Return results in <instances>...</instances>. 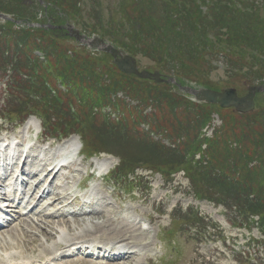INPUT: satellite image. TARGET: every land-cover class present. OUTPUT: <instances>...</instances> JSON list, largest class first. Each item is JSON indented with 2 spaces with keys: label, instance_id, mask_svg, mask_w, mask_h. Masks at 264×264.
<instances>
[{
  "label": "rangeland",
  "instance_id": "374dc122",
  "mask_svg": "<svg viewBox=\"0 0 264 264\" xmlns=\"http://www.w3.org/2000/svg\"><path fill=\"white\" fill-rule=\"evenodd\" d=\"M31 1L36 5V15L33 21L26 23L16 21L11 16L0 13V25L10 23L16 32H25L27 29H51L53 32L55 28L50 27L46 22L48 5L45 0ZM122 1L79 0L81 6L79 17L75 21L69 19L64 27L69 26L78 31L86 40L92 32L90 26L98 21L107 24L111 13L120 11ZM56 31L58 32L55 33L63 38L51 39L57 45L52 41L47 42L44 44V49L59 51L73 63L84 64L88 68L84 71L86 78L81 81L89 82L90 74L94 73L93 77L104 82L106 89L111 87L112 94H109L111 98L125 102L140 113L141 125L135 130L129 125L127 138H125L126 133L124 132L126 131L124 130L117 132L109 128V131L107 127L102 128L97 124L93 127L87 124L85 126L88 145L96 152L95 155L101 158L105 166L111 169L117 167L118 158H121L124 160L122 164L125 165V173L127 170V172L133 169L138 170L133 176L128 177L126 183L132 188V192L128 194L124 193L121 188L114 190L107 181L104 182L101 190L95 186L89 192L88 188L82 199L96 203L89 209L82 206L80 210L92 211L93 213L89 215L68 214L66 213L67 208L69 209L71 204L63 208L55 204V199L65 193V189L72 188L77 179L84 177L85 169L79 176L69 175L70 181L63 184L59 180L61 186L59 188L52 186L53 192L46 195L40 203L39 211L45 213V207L49 206V210H55L58 214L64 212L66 217L57 219V221L51 220L53 223L49 224V227L46 226L49 220H42L31 214L29 217L33 220L24 218L14 221L8 230L0 233V262H6V258L9 257H16L17 251L21 253L20 255L27 253V257L37 258L40 254L51 252L54 243L61 238L71 241L88 238L102 242L125 240L137 251V256L129 261L120 262L79 258L81 260L76 264H242L244 261H246L244 264H264V227L258 217L244 215L228 203L232 195L228 188L223 185L217 186L218 180L213 176L202 177L205 172L198 168L200 166L213 171V174L218 177H225L232 166L237 164L238 155L235 150L239 147L230 143L232 139H241L239 136H234L238 133L236 132L238 122L235 120L238 113L231 109L222 110L216 106L194 102L191 96L177 88L174 78L162 74L150 60L142 57H136L138 70L151 73L156 71L167 80L173 79L175 83L170 82L166 86H170V96L179 97L182 100L179 102L182 103L180 106L184 107L177 106L170 101L169 103L164 102L163 99L150 101L148 94L138 90L131 93L126 89L127 85L123 88L118 83V76L113 71L115 67L112 65V58L109 54L95 51L84 42H77L70 37L66 28L60 26ZM37 43L36 41L30 43V50L33 51L34 56L44 57L37 48ZM223 70L224 66L219 59L216 62L203 64L202 68L203 77L218 86L216 89L218 91L224 89L217 85L224 80ZM9 73H0V92ZM147 83L148 88L155 85L153 82ZM192 83L194 82L185 83V86L189 87ZM254 86L259 85L254 84ZM56 87L62 90L59 85ZM238 94L244 96L246 89L238 91ZM2 99L0 94V114H5L6 109ZM176 101L179 99L177 98ZM253 112L259 116L264 112V93L255 97ZM103 114L117 116L116 113L110 111L109 107L103 110ZM122 114L125 115L124 118H127L126 113ZM19 115L24 117L26 113ZM26 124L30 129L33 125H39V121L31 117L24 123ZM0 128L14 130L11 125H3ZM150 128L162 140L155 135H150ZM262 128L259 127V129ZM229 129L235 133L230 132ZM24 130V127L19 129L22 132ZM145 134L146 136L149 134L150 140L140 138ZM192 139L199 144L197 153L194 157L183 159L180 155L182 154L181 146H191L194 142ZM68 140L77 147L80 145V139L76 134L68 137ZM223 142L226 145L230 144V148L233 149L231 154H229L230 148L223 149L221 145ZM241 143L243 144L242 150H248L246 140ZM171 148L175 154L169 151L172 150ZM99 151L103 153L98 154ZM261 153L259 150L258 155ZM185 160L189 163L192 161L191 166L196 165L197 167L190 169L184 162ZM89 164L90 162L85 163V165ZM184 166L188 169L183 168ZM246 166L253 168L255 162H249ZM76 168L79 169L78 161ZM67 174V172L63 173V175ZM234 177L239 176L235 174ZM23 206L29 207L30 204H23ZM10 211L17 210L12 208ZM189 215H195L199 220ZM78 221H82L79 226L75 223ZM58 222L65 224L57 228ZM192 222L197 226L196 228L188 227ZM32 223H36V227L30 226ZM51 226L56 228L53 229ZM67 226L70 229H67ZM115 228L121 229L116 232ZM41 231L48 235L46 233L44 235ZM58 232L63 234L58 235ZM169 237L172 238L177 251L170 248L173 244L166 246L164 243L166 239H170ZM64 242L70 241L65 240ZM9 246L11 248H8ZM4 250L12 251L5 252ZM248 258L251 259L250 263L247 262ZM76 259L78 258L69 260Z\"/></svg>",
  "mask_w": 264,
  "mask_h": 264
},
{
  "label": "trees",
  "instance_id": "16d2710c",
  "mask_svg": "<svg viewBox=\"0 0 264 264\" xmlns=\"http://www.w3.org/2000/svg\"><path fill=\"white\" fill-rule=\"evenodd\" d=\"M45 2L48 5L46 22L55 28L52 29L54 33L51 29L16 32L10 23L0 25V73L10 72L7 92H12L21 100L23 98L33 108H39L38 115L44 121H66L76 128L80 126L67 109L70 102L80 110L77 119L85 126L97 124L105 128L92 112L93 108L103 105L129 116L121 117V121L130 123L133 116L140 119L136 109L111 98V87L106 89L104 82L93 77L94 73L90 74L89 82L81 81L86 78L84 71L88 68L84 64L73 63L59 51L44 49V44L51 39L63 38L56 34L57 28L64 27L69 19L75 21L81 12L79 0ZM33 3L31 0H0V13L16 21L30 22L36 15ZM120 7V11L111 13L107 24L93 23L89 35H98L132 57L150 60L162 74L174 78L181 86L194 82L204 88L217 89L218 86L203 77L202 68L203 64L219 59L224 66V80L217 85L237 91L247 90L254 84L264 87V0H123ZM34 41L38 42L36 46L43 53L45 63L30 50V43ZM19 45L21 47L18 48ZM113 71L118 76V83L123 88L127 85L126 89L131 93L138 90L148 94L150 101L163 99L164 102L182 105L179 97L176 96L179 99L176 101V97L170 96L171 89L166 84L148 88V81L124 76L116 68ZM27 77H32L33 81ZM46 79L49 82L56 79L64 82L67 94L61 104L46 90L43 84ZM126 81L129 82L126 84ZM85 104L88 107L85 108ZM236 116L238 133L234 136L241 139H232L230 144L239 147L235 150L237 164L225 177H218L203 167L198 168L205 172L202 177L213 176L218 180L217 186L228 188L232 194L228 203L244 215L258 216L264 227V112L260 116L255 112ZM111 124L113 130L122 129L121 122ZM236 124L233 123L234 126ZM260 126L263 128L259 129ZM229 131L232 132L231 129ZM243 140H246L248 150H242ZM193 141L187 150H182L180 155L183 159L197 153L199 144ZM230 144L223 142L221 145L227 150ZM232 150L230 148L229 154ZM259 150L262 152L260 155ZM184 162L190 169L196 166H191L192 161ZM249 162H255V166L248 168L246 165ZM235 174L239 177H234Z\"/></svg>",
  "mask_w": 264,
  "mask_h": 264
},
{
  "label": "water",
  "instance_id": "95a60500",
  "mask_svg": "<svg viewBox=\"0 0 264 264\" xmlns=\"http://www.w3.org/2000/svg\"><path fill=\"white\" fill-rule=\"evenodd\" d=\"M70 37L76 41L81 42L83 37L78 34L77 31L68 29ZM90 46L94 49H99L102 52L108 53L113 61L112 64L118 69V71L127 76H135L142 80H153L156 84L168 83V80L160 78L157 72L149 73L146 71H138L137 62L134 58L123 55L119 51L115 50L110 45L103 43L102 40L95 37ZM171 82V81H170ZM185 93H188L194 97L197 102H203L209 105H217L221 109H234L235 112L240 114H247L254 110V98L258 93L264 92L262 87H251L248 89L247 94L243 97H239L234 89H226L221 92H215L211 90H199L194 91L191 89H182Z\"/></svg>",
  "mask_w": 264,
  "mask_h": 264
},
{
  "label": "bare ground",
  "instance_id": "6f19581e",
  "mask_svg": "<svg viewBox=\"0 0 264 264\" xmlns=\"http://www.w3.org/2000/svg\"><path fill=\"white\" fill-rule=\"evenodd\" d=\"M29 159H31L30 157H29ZM15 163V162H14ZM16 164V163H15ZM30 174H33L32 172L30 173ZM50 174V172H48V173H46L45 174V177H47L48 175ZM58 201V200H57ZM56 215V212H52V213H50V215L47 217V218H49V217H54ZM44 218H46V217H44ZM76 223V225H78L79 226V224H82V221L80 222V221H78V222H75ZM47 224L48 225H46L47 227H49L50 225L49 224H51V222H47ZM63 224H65V223H57L56 224V227L58 228V226H60V225H63ZM35 227H36V225H34ZM33 226V227H34ZM43 226V225H42ZM45 226V225H44ZM52 228H53V226H51ZM50 227V228H51ZM55 227V226H54ZM55 227V228H56ZM126 227V226H125ZM55 228H53V229H55ZM42 229V228H41ZM44 229V228H43ZM67 229H70V227L69 226H67ZM119 229H121V228H115L114 229V231H116L117 232V230H119ZM94 230H95V228H94ZM53 231V230H52ZM100 231V230H99ZM40 232V231H39ZM25 233V232H24ZM31 233V232H30ZM41 233H44V231H41ZM46 233V232H45ZM45 233H44V235H45ZM104 233V232H103ZM47 234V233H46ZM48 235V234H47ZM23 240V239H22ZM30 241V240H29ZM31 243V242H30ZM29 243V244H30ZM35 243V242H34ZM70 242H68L67 244H69ZM26 244V243H25ZM64 244H66V242H64ZM60 245H63L62 243L60 244ZM74 245H72V247H73ZM25 247V246H24ZM8 248H11V246H9ZM25 249V248H24ZM124 250H126L127 252H126V255L127 254H129V257H128V261L129 260H131V259H133L134 257H136L137 256V252L136 251H130V248L129 247H126V248H124ZM21 253L20 252H18V255H19V257H24L25 256V254L24 253H22L23 255H20ZM121 261H122V259H120ZM124 261V260H123ZM76 262H79V261H74V262H70V263H68V264H74V263H76ZM137 264V263H136Z\"/></svg>",
  "mask_w": 264,
  "mask_h": 264
}]
</instances>
